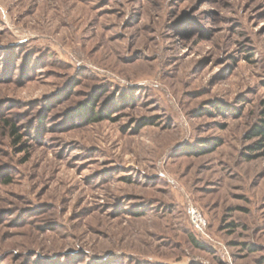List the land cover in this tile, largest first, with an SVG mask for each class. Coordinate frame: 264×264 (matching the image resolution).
Returning a JSON list of instances; mask_svg holds the SVG:
<instances>
[{"label":"rangeland","instance_id":"rangeland-1","mask_svg":"<svg viewBox=\"0 0 264 264\" xmlns=\"http://www.w3.org/2000/svg\"><path fill=\"white\" fill-rule=\"evenodd\" d=\"M263 121L264 0H0V264H264Z\"/></svg>","mask_w":264,"mask_h":264},{"label":"built area","instance_id":"built-area-1","mask_svg":"<svg viewBox=\"0 0 264 264\" xmlns=\"http://www.w3.org/2000/svg\"><path fill=\"white\" fill-rule=\"evenodd\" d=\"M189 222L192 228L198 233L203 234L207 230V219L205 215L194 205L188 208Z\"/></svg>","mask_w":264,"mask_h":264},{"label":"trees","instance_id":"trees-1","mask_svg":"<svg viewBox=\"0 0 264 264\" xmlns=\"http://www.w3.org/2000/svg\"><path fill=\"white\" fill-rule=\"evenodd\" d=\"M90 109H91V115H90L89 119L92 120V121H97V119L100 118L98 112L95 113V111L93 110L92 107H90ZM11 127H12L11 132L13 134L16 133L17 132V128L15 126H13V125H11ZM251 134L257 135V136H261L262 140H264V125H259L258 127H254L253 130L251 131ZM18 139H19V136H17L15 138V140H18ZM258 145H261V144H258Z\"/></svg>","mask_w":264,"mask_h":264}]
</instances>
